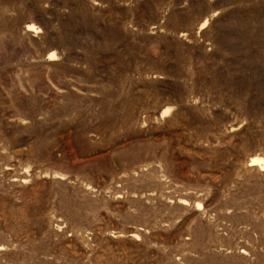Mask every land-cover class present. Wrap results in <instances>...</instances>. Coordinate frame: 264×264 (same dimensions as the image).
Masks as SVG:
<instances>
[{
  "label": "rangeland",
  "instance_id": "rangeland-1",
  "mask_svg": "<svg viewBox=\"0 0 264 264\" xmlns=\"http://www.w3.org/2000/svg\"><path fill=\"white\" fill-rule=\"evenodd\" d=\"M0 264H264V0H0Z\"/></svg>",
  "mask_w": 264,
  "mask_h": 264
}]
</instances>
